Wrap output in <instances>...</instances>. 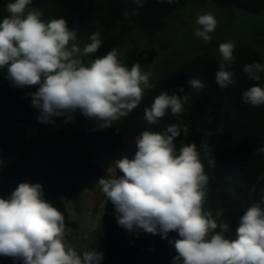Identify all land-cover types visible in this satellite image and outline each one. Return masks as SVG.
<instances>
[{
  "label": "clouds",
  "instance_id": "1",
  "mask_svg": "<svg viewBox=\"0 0 264 264\" xmlns=\"http://www.w3.org/2000/svg\"><path fill=\"white\" fill-rule=\"evenodd\" d=\"M131 2L137 8L126 11V17L138 15L146 0ZM30 3L13 0L5 5L7 15L0 22V69L7 70L5 78L15 87L37 86L28 95L40 123H52L53 117L60 116L70 122L80 112L100 121L97 127L103 130L127 117L141 104L145 91L155 87L153 73L138 62L126 66L116 48L85 64L83 58L103 44L100 33L91 34L81 48L78 28L70 29L64 18L43 19L44 11L28 9ZM194 23L195 37L210 43L218 25L215 15L200 14ZM235 48L232 40L218 46L221 62L215 82L222 89L235 84L234 73L227 70L235 63ZM243 72L259 82L264 64H246ZM188 84L197 90L205 87L197 78H190ZM187 99V95L180 98L163 91L144 109V119L154 125L169 111L178 115ZM242 101L253 108L264 105V85L256 83L243 91ZM179 136L175 124L163 132L143 130L135 137L134 156L116 159L109 167L123 175L109 174L108 169L99 179L98 190L113 205L117 224L130 234H159L162 239L176 232L178 238L169 239L176 253L171 264H264V196L239 216L235 237H226L229 224L219 222L224 209L214 214L205 208L209 177L200 153L195 144L177 150L174 141ZM202 148L207 152V145ZM255 152L264 155V146ZM65 230L63 213L45 199L39 183L21 182L7 198H0V256L22 264H101L102 252L94 248L78 252L65 239Z\"/></svg>",
  "mask_w": 264,
  "mask_h": 264
},
{
  "label": "trees",
  "instance_id": "2",
  "mask_svg": "<svg viewBox=\"0 0 264 264\" xmlns=\"http://www.w3.org/2000/svg\"><path fill=\"white\" fill-rule=\"evenodd\" d=\"M191 0H175L161 3L146 0L138 9V15L129 14L137 6L131 0H31L28 9L43 10V19L64 18L70 29L78 28L77 38L81 48L89 42V36L100 33L102 46L94 54L84 57L87 64L117 48L118 38L132 23L148 35L164 26V19ZM217 4L236 7L249 14L264 13V0H213ZM13 0H0V22L5 15V5ZM149 58L156 56L151 50ZM152 55V56H151ZM235 63L227 70L234 73L235 84L222 89L215 82L218 58L206 54L194 56L176 70L162 77L148 91L141 104L112 127L99 129L100 121L89 120L76 112L73 121L66 117H53L52 123H40L38 110L31 104L30 92L37 86L18 88L6 79L7 70L0 69V198H7L21 182L39 183L45 199L51 201L65 217V225L76 227L71 220L65 196H73L84 190L93 191L98 181L105 177L97 160L111 164L123 156L135 154V137L143 130L163 132L175 124L180 136L174 143L180 147L195 144L209 177L206 209L213 213L224 209L220 223H228V238L235 237L238 218L248 206L264 196V155L255 149L264 146V105L253 108L244 104L242 92L261 81L248 79L243 72L246 64H263L261 52L241 45L234 51ZM190 78L201 80L205 87L193 89ZM183 88V91L180 89ZM168 91L180 98L187 95L183 110L178 115L169 111L157 124H148L144 109L154 98ZM202 144L208 146L207 152ZM209 160H215L214 165ZM116 175H123L115 170ZM114 207L104 203L103 260L101 264H171L176 255L169 239L178 238L170 232L168 239L159 234L129 233L117 224ZM0 264H22L11 257L0 256Z\"/></svg>",
  "mask_w": 264,
  "mask_h": 264
},
{
  "label": "rangeland",
  "instance_id": "3",
  "mask_svg": "<svg viewBox=\"0 0 264 264\" xmlns=\"http://www.w3.org/2000/svg\"><path fill=\"white\" fill-rule=\"evenodd\" d=\"M206 12H212L218 21L216 30L211 33L212 40L207 44L195 37L193 31L197 16ZM118 39L116 49L121 62L129 68L134 63H140L143 70L153 73L151 82L157 85L162 77L194 56L210 54L221 61L218 46L228 40L234 41L236 47L246 45L257 49L261 52L264 64V13L249 14L236 7L217 4L213 0H191L166 16L164 26L159 31L148 35L132 23ZM151 50L156 53L152 61L148 55ZM97 163L103 167L106 176L112 164L103 160H97ZM109 174H115V169H109ZM97 198L87 191L61 198L69 209L71 220L76 222V227H66L65 239L80 253L87 240L93 238L94 249L104 255L103 240L100 237L104 232V202H101L102 199L97 201Z\"/></svg>",
  "mask_w": 264,
  "mask_h": 264
},
{
  "label": "crops",
  "instance_id": "4",
  "mask_svg": "<svg viewBox=\"0 0 264 264\" xmlns=\"http://www.w3.org/2000/svg\"><path fill=\"white\" fill-rule=\"evenodd\" d=\"M98 188L99 187H97L96 188V190L99 192V193H101L99 190H98ZM85 191H87V192H89L90 194H92L93 193V191H88V190H84L83 192H85ZM102 194V193H101ZM62 198H64V197H62ZM100 199H102L101 200V202L103 203H105V201H106V199H107V197H104V198H102V195H101V198ZM66 205V204H65ZM67 207V206H66ZM67 210H69L68 208H67ZM69 212V211H68ZM71 215L69 214V217H70ZM71 219V218H70ZM87 242H88V240H87ZM87 242H86V244H87ZM91 244H89L87 247L89 248V249H92V248H94L95 246H94V242H93V238L91 239V242H90ZM88 249V250H89Z\"/></svg>",
  "mask_w": 264,
  "mask_h": 264
},
{
  "label": "water",
  "instance_id": "5",
  "mask_svg": "<svg viewBox=\"0 0 264 264\" xmlns=\"http://www.w3.org/2000/svg\"><path fill=\"white\" fill-rule=\"evenodd\" d=\"M152 56V55H151ZM152 61V60H151ZM93 194L94 195H96L98 198H97V201H99L100 200V198H101V196H100V194L98 193V191L95 189V190H93ZM91 239L92 238H89L88 239V242H87V244H86V246H85V249L86 250H88L89 248L87 247L89 244H91L90 242H91Z\"/></svg>",
  "mask_w": 264,
  "mask_h": 264
},
{
  "label": "built area",
  "instance_id": "6",
  "mask_svg": "<svg viewBox=\"0 0 264 264\" xmlns=\"http://www.w3.org/2000/svg\"><path fill=\"white\" fill-rule=\"evenodd\" d=\"M100 237H101V239H103V237H104V233H101Z\"/></svg>",
  "mask_w": 264,
  "mask_h": 264
},
{
  "label": "flooded vegetation",
  "instance_id": "7",
  "mask_svg": "<svg viewBox=\"0 0 264 264\" xmlns=\"http://www.w3.org/2000/svg\"><path fill=\"white\" fill-rule=\"evenodd\" d=\"M150 59V61L152 60V58H149Z\"/></svg>",
  "mask_w": 264,
  "mask_h": 264
}]
</instances>
